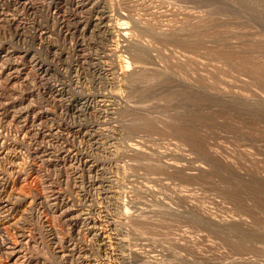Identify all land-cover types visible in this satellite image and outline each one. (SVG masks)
Returning <instances> with one entry per match:
<instances>
[{
  "label": "rangeland",
  "instance_id": "rangeland-1",
  "mask_svg": "<svg viewBox=\"0 0 264 264\" xmlns=\"http://www.w3.org/2000/svg\"><path fill=\"white\" fill-rule=\"evenodd\" d=\"M97 2L105 8L103 11L107 9L105 15L111 14L108 17L113 24L121 22L110 27L115 34L106 36L107 43L99 36L102 33L97 32L95 17L100 14H84L83 19L92 18L95 22L85 26L83 43L92 39L89 44L86 42V52L99 51L105 44L120 45L122 58L130 63L114 62L120 74L114 79L97 78L90 70L82 74L67 71V80L72 82L70 94L89 98L81 111L59 108L58 101L40 98L43 93L38 89L33 96L24 95L23 102L30 101L35 128L19 135L11 123V115L3 119L0 125L3 141L16 142L23 137L21 140L32 151L47 146L55 154L50 160L44 156L43 162L40 158L33 162L23 156L27 162L22 165L24 159L20 160L21 177H9L6 194L10 198L15 196L12 200H17L20 207L9 221L15 222L14 226L8 225L7 232L14 239L24 234L27 241L23 248L30 264H74L81 260L79 254L94 264H264V76L256 78L249 69L256 63L264 69V0ZM141 26L145 28L143 31ZM156 33L159 37L166 36L159 38ZM3 34L0 41L9 38L8 33ZM110 36L116 41L121 39L114 40L115 43ZM135 40L142 49H138ZM126 50L133 51L135 60ZM138 50L146 55L140 51L143 57L136 58L134 52ZM109 57V61L117 60L114 55ZM141 62L151 68L153 75L145 77L148 83L144 77L145 83L140 79H133V83L126 74L137 64L141 66ZM32 75L28 76L34 79ZM3 77L0 101L16 96L14 91L19 89L23 93L25 86H29L26 79L22 81L24 74L22 78ZM32 104L43 106L40 109ZM44 108L46 112L37 117V111ZM52 119L62 125L59 131L49 129ZM55 137L59 139L55 141ZM131 147H137V151ZM4 161L0 160L4 167L1 170L8 171ZM37 197H48L49 202L46 200L42 205ZM64 201L73 206L69 208L79 217L74 228L69 216L62 214L66 207L60 205ZM90 220H95L96 231L89 228ZM85 263L88 264L83 259ZM0 264L18 262L0 255Z\"/></svg>",
  "mask_w": 264,
  "mask_h": 264
},
{
  "label": "bare ground",
  "instance_id": "bare-ground-1",
  "mask_svg": "<svg viewBox=\"0 0 264 264\" xmlns=\"http://www.w3.org/2000/svg\"><path fill=\"white\" fill-rule=\"evenodd\" d=\"M37 2V3H36ZM99 2H103V1H99ZM107 2V1H105ZM103 2V3H105ZM105 5V4H104ZM108 5V4H106ZM107 8L109 6H106ZM101 8V10L99 9ZM102 8H104L101 4L98 5V2L96 3V0H41V1H36V0H0V34H3V33H8L9 35V38L7 40H2L0 41V83H1V77L2 75L5 76V78H18V77H21L22 74H24V79H26L27 83L29 86H25V90L24 92L22 93L20 90L18 91H14V92H17L16 96H13V95H10L8 97H5L4 98V101H0L2 103H0V125L2 124L3 122V119H5L6 116L8 115H11V119H12V122L11 120H8L7 122H9L8 124H10V122L13 124L14 128L18 131V134L19 132L22 133V134H26V132L32 130V128H35V124L34 121L36 120L35 119V114H34V111L33 109L31 108V104H30V98H29V104H23L24 100L26 99V96L24 95H28V94H31L33 96L34 94V91L35 90H38L39 89V92L43 93L41 95L40 98H42V96L46 97V98H51L54 99L55 101H58L59 102V108L62 107L64 110L66 109H75L76 111H81L84 103L87 101V98L86 99V96L85 97H74L73 95H71V91H73L72 89L70 90L69 88V81L67 80V77L68 75H65V73L67 71H69L68 73H70V71H75V72H79L80 74L82 73H85V70H90L92 73L91 74H94L95 77L97 78H109V79H114L116 77H118V72L116 71V67H115V63H127V65L130 63V61H128L127 59H124L125 55L123 56L124 58H122V51L123 49L120 48V45L119 46H115V47H110L112 46L110 44V46H108L109 44H105L106 47L104 46V42H100V44L102 43L104 47H102L101 49L99 48V51L95 49H92L94 50L93 53H88L86 52L85 50V45H87V43L89 44V41L92 39H90L87 43H83L84 42V34H85V26L87 27V25L89 26L90 24L93 23V21H91L90 19L92 18H88L89 20H86L85 18L83 19L82 17H85L84 14H100V16L98 17H95V19H97V24H98V30L97 32H101L102 34L99 33V36L102 37V39H104L105 41H107L108 43V37L106 38V36L108 35H112V34H115V33H112L110 32L111 30V26H114L115 24L117 25V23L121 22H117L115 24L112 23V19L110 20V18L108 17L109 15L111 16V14L109 15H105V13L107 12V9L106 10H102ZM105 9V8H104ZM110 11V10H109ZM108 11V12H109ZM114 12V11H112ZM110 13V12H109ZM119 13V12H118ZM123 13V12H122ZM112 15H114L112 13ZM117 15V14H116ZM120 15V13L118 14ZM117 15V16H118ZM92 16V15H91ZM97 16V15H96ZM122 16V15H121ZM120 16V17H121ZM88 17V16H87ZM90 17V16H89ZM119 17V16H118ZM113 18V17H112ZM116 18V16H115ZM114 18V19H115ZM124 18V17H122ZM94 17H93V20H95ZM113 19V21H114ZM117 19V18H116ZM115 19V20H116ZM120 19V18H119ZM124 20V19H123ZM111 21V23H110ZM117 21V20H116ZM115 21V22H116ZM123 22V21H122ZM84 24V25H83ZM95 24V22L93 23ZM96 24V25H97ZM110 24H113V25H110ZM135 24V23H134ZM83 25V27H82ZM95 25V26H96ZM100 25V26H99ZM115 25V26H116ZM145 25V24H144ZM143 25V26H144ZM147 25V24H146ZM93 26V25H92ZM120 26V24L118 25V27ZM122 26V25H121ZM125 26V25H124ZM123 26V27H124ZM127 26H128V23H127ZM91 27V26H90ZM117 27V26H116ZM126 27V26H125ZM142 27V26H141ZM140 27V28H141ZM149 27V26H148ZM96 28V27H95ZM96 28V29H97ZM115 28V27H114ZM120 28V27H119ZM129 28V27H128ZM94 29V28H93ZM122 29V28H120ZM145 29V28H144ZM143 27H142V31L144 30ZM147 29H150L151 28H147ZM146 29V30H147ZM172 29V28H171ZM92 30V29H91ZM90 30V31H91ZM118 30V29H117ZM123 30V29H122ZM125 30V29H124ZM173 30V29H172ZM93 31V30H92ZM91 31V33H92ZM113 31V30H112ZM116 29L113 31L115 32ZM119 31V30H118ZM117 31V33H118ZM152 31V30H151ZM155 31V30H154ZM158 31V30H157ZM96 32V33H97ZM126 32H129V31H126ZM156 32V31H155ZM160 32V31H159ZM177 32V31H176ZM95 33V32H94ZM121 32H119L120 34ZM124 33V32H122ZM150 33V32H149ZM158 33V32H157ZM156 33V34H157ZM172 33V32H171ZM88 34V33H87ZM125 34H128V33H125ZM131 34V33H130ZM154 34V32H153ZM155 34V35H156ZM164 34V32L162 33ZM161 33H159V35H162ZM173 34V33H172ZM4 36H6L5 34H3ZM90 35V34H89ZM166 35H167V31H166ZM165 35V36H166ZM2 36V35H1ZM4 36H2L4 38ZM95 36V35H93ZM92 36V37H93ZM114 36V35H112ZM119 36V35H117ZM126 36V35H125ZM124 36V37H125ZM158 36V34L156 35ZM155 36V37H156ZM164 36V35H162ZM161 36V37H162ZM164 36V37H165ZM111 37V36H110ZM122 37V36H121ZM131 37V36H130ZM159 37V36H158ZM159 37V38H161ZM163 37V38H164ZM86 38H88V35L86 36ZM94 39H97L95 37H93ZM116 38V37H114ZM168 38H169V35H168ZM176 38V37H175ZM179 38V37H178ZM181 38V36H180ZM110 39L113 40V38L111 37ZM121 39V38H118V40ZM123 39V38H122ZM128 39V38H127ZM127 39H124V40H127ZM170 39V38H169ZM177 39V38H176ZM175 39V40H176ZM1 40V39H0ZM55 40H57L58 42H56ZM88 40V39H87ZM100 39H98L99 41ZM110 40V41H112ZM116 41V39H114ZM113 40V41H114ZM118 40L116 42H118ZM168 40V39H167ZM173 40V39H172ZM114 41V42H115ZM123 41V40H122ZM130 44H132L131 42V39L129 40ZM136 41V40H135ZM182 41V40H181ZM94 42V41H93ZM96 42V41H95ZM115 42V43H116ZM121 42V41H119ZM123 42H126V41H123ZM180 42V41H179ZM190 42V40H189ZM98 43V42H97ZM96 43V44H97ZM122 43V42H121ZM134 43V42H133ZM136 43H138L136 41ZM182 43V42H181ZM193 43V42H192ZM92 44V43H91ZM127 44V42H126ZM126 44H124L126 47L130 48V46H127ZM139 44V43H138ZM185 44V42H184ZM123 45V44H122ZM121 45V47H123ZM145 45V44H144ZM195 45V44H193ZM198 45V44H197ZM247 45V44H246ZM245 45V46H246ZM254 44H252L253 46ZM256 45V44H255ZM101 47V45H99ZM140 47V44L138 45ZM185 46V45H184ZM191 46V45H190ZM189 46V47H190ZM243 46V48L245 47ZM250 46V45H249ZM248 46V47H249ZM87 47H90V46H87ZM93 46H91L92 48ZM135 46H133L134 48ZM142 47V46H141ZM138 48V49H142V48ZM144 47V46H143ZM147 47V46H145ZM144 47V48H145ZM150 47V46H148ZM251 47V46H250ZM249 47V48H250ZM124 48V47H123ZM126 48V49H128ZM132 48V50H133ZM192 48V47H190ZM194 48V46H193ZM87 49V48H86ZM148 49V48H146ZM246 49V48H245ZM125 50V49H124ZM135 50V48H134ZM133 50V51H134ZM231 50V49H230ZM86 53H85V52ZM127 52H129L128 50H126ZM131 51V50H130ZM133 51L132 52H129V53H132V56L130 54L131 57H133ZM144 52L145 51H142V50H138L135 53L134 56H137L140 57L142 56V53L141 52ZM225 51V50H224ZM232 51V50H231ZM248 51V50H246ZM90 52V51H89ZM125 52V51H124ZM126 52V54H127ZM228 52V51H227ZM225 52V53H227ZM224 53V52H223ZM224 53V54H225ZM124 54V53H123ZM232 54V53H231ZM234 54H236L234 52ZM113 57V55L116 57V61H113L112 62V59L109 61L108 58H110L109 56ZM146 55V54H144ZM229 57H232L230 55V52L228 53ZM227 54L225 55L226 57L228 56ZM246 55V54H245ZM244 55V57H245ZM129 56V54H128ZM129 56V58L131 59V57ZM148 56V55H147ZM224 56V55H223ZM224 56V57H225ZM143 57V56H142ZM146 57V56H145ZM223 57V58H224ZM225 57V58H226ZM228 57V58H229ZM235 57V56H234ZM128 58V57H127ZM134 58V57H133ZM249 58V57H248ZM247 58V59H248ZM139 59V58H138ZM142 59V58H141ZM144 59V58H143ZM146 59V58H145ZM148 59V58H147ZM189 59V58H188ZM240 59V58H239ZM244 59V58H243ZM246 59V58H245ZM246 59V60H247ZM114 60V59H113ZM135 60V58H134ZM133 60V61H134ZM137 60V59H136ZM229 60V59H228ZM233 60V59H232ZM250 60V59H248ZM139 62V60H137ZM136 61V62H137ZM146 61V60H145ZM243 61V60H242ZM241 61V62H242ZM245 61V60H244ZM243 61V62H244ZM135 62V61H134ZM142 62H144L142 60ZM141 62V63H142ZM242 62V63H243ZM246 62V61H245ZM244 62V63H245ZM132 63V62H131ZM140 63V62H139ZM182 63V62H181ZM248 63V61L246 62V64ZM249 65L251 63H248ZM252 64H254L252 62ZM258 63L254 64V65H251V68L250 69V72L251 74L256 77V78H260L261 76H264V69H262L259 65H257ZM142 65H145V63L136 65L135 68L129 72V74L127 73L126 75L127 76H131L130 79H140L142 80L141 83H145L143 82L144 80L142 79L144 77V79L147 80V78L151 77L153 74L151 73L150 74V70L151 68L150 67H146L145 66H142ZM176 65V64H175ZM178 65V64H177ZM245 65V64H244ZM119 66V65H118ZM181 66V65H180ZM122 67V66H121ZM123 67L125 68L126 66L123 65ZM121 68V69H124V68ZM128 67V66H127ZM126 67V68H127ZM131 68V67H129ZM244 68V67H243ZM264 68V67H263ZM27 69V70H25ZM120 69V70H121ZM175 69V68H174ZM248 69V71H249ZM118 70V71H120ZM127 70V69H125ZM128 71V70H127ZM87 72V71H86ZM124 72V71H123ZM122 72V73H123ZM29 73H33L32 76H34V79L30 78ZM88 73V72H87ZM126 73V71L124 72ZM161 73V72H160ZM168 73V72H167ZM150 74V75H149ZM162 74V73H161ZM176 74V72H175ZM76 75V74H75ZM74 75V76H75ZM78 75V74H77ZM84 75V74H83ZM149 75V76H148ZM168 75V74H167ZM71 76V75H69ZM147 76V78H145ZM81 77V75H80ZM4 78V77H3ZM4 78V79H5ZM6 78V80H7ZM22 78V77H21ZM66 78V79H65ZM124 79V77H121V79ZM128 78V77H127ZM264 78V77H263ZM8 79V80H9ZM69 80L70 77L68 78ZM118 79V78H117ZM120 79V80H121ZM122 79V80H123ZM129 79V80H130ZM154 79V78H153ZM262 79V78H261ZM5 80V81H6ZM16 80V79H15ZM73 80V79H72ZM77 80V79H76ZM79 80V79H78ZM97 80V79H96ZM138 80V81H140ZM256 80V79H255ZM66 81L68 82V84L66 83ZM98 81V80H97ZM103 81V80H102ZM106 80H104L103 82H105ZM114 80H112L113 82ZM116 81V80H115ZM114 81V82H115ZM119 81V80H118ZM150 81V80H149ZM153 81V80H151ZM9 82V81H8ZM121 82V81H120ZM132 82V81H130ZM129 82V84H130ZM263 82V80H262ZM12 83V82H11ZM22 83V82H21ZM72 83V82H71ZM107 83V82H106ZM110 83V82H109ZM108 83V84H109ZM117 83V82H116ZM133 83H135V81L133 80ZM148 83V80L147 82ZM24 84V83H22ZM21 84V86H23ZM78 84V83H76ZM115 84V83H114ZM113 84V85H114ZM138 84V83H137ZM130 85H134V84H130ZM1 86V85H0ZM79 86V85H77ZM109 86H112V85H109ZM212 86V85H211ZM113 87V86H112ZM21 88V87H20ZM23 88V87H22ZM110 88V87H109ZM6 90V89H5ZM147 90V89H146ZM1 91V90H0ZM7 91V90H6ZM11 91V90H10ZM4 92V91H3ZM13 92V90L11 91V93ZM75 92V91H74ZM150 93V91H148ZM219 93V91H217ZM220 92H223V91H220ZM8 94V92H6ZM76 93V92H75ZM92 94V92H89ZM100 93V92H99ZM97 92V94H99ZM111 93V92H109ZM146 93V92H145ZM148 93V94H149ZM225 93V92H223ZM74 94V93H73ZM83 94V93H82ZM88 94V93H86ZM104 94V93H103ZM107 94V92L105 93ZM80 95V94H79ZM85 95V93H84ZM90 95V94H89ZM93 95V94H92ZM91 95V96H92ZM81 96V95H80ZM88 96V95H87ZM93 96H96V94L94 93ZM104 96V95H103ZM235 96V95H234ZM236 96H239V95H236ZM2 97V96H1ZM90 97V96H89ZM106 97V95H105ZM111 97V96H110ZM240 97V96H239ZM36 99V97H34ZM85 98V99H84ZM38 99V98H37ZM44 99V98H43ZM42 99V100H43ZM107 99V98H106ZM244 99V98H243ZM41 100V99H40ZM52 100V102L54 101ZM84 102H83V101ZM97 100V99H96ZM110 100V99H109ZM249 100V99H248ZM36 101V100H35ZM48 101V100H46ZM107 101V100H106ZM112 101V100H111ZM38 102V101H37ZM41 102V101H40ZM51 102V101H50ZM90 102V101H89ZM98 102V100H97ZM105 102V101H104ZM259 102V101H258ZM262 102V101H260ZM26 103V102H25ZM32 103V102H31ZM35 103V102H34ZM42 103V102H41ZM55 103V102H54ZM88 103V102H87ZM36 104V103H35ZM48 104V103H47ZM263 104V103H261ZM33 105V104H32ZM37 105V104H36ZM36 105H33L34 107ZM45 105V104H44ZM49 105V104H48ZM47 105V106H48ZM101 105V103L99 102V106ZM41 109V105H38ZM36 106V107H38ZM53 106H56L53 104ZM109 106V105H107ZM106 106V107H107ZM52 107V106H51ZM85 108V107H84ZM87 108V107H86ZM95 108V107H94ZM114 108V107H113ZM48 109V108H47ZM54 109L56 110L57 108L54 107ZM102 109V108H101ZM105 109V108H104ZM107 109V108H106ZM44 109L42 110H38L36 114H38L37 117L40 118V116L45 113L46 111H44ZM53 110V109H52ZM54 110V111H55ZM112 110V109H111ZM114 110V109H113ZM36 111V110H35ZM51 111V110H50ZM49 111V112H50ZM53 111V113H54ZM62 112V110H60ZM72 111V110H71ZM70 111V112H71ZM56 112V111H55ZM60 112V113H61ZM67 112V111H66ZM86 112V111H85ZM111 112V111H110ZM52 113V114H53ZM63 113V112H62ZM68 113V112H67ZM72 113V112H71ZM74 113V112H73ZM72 113V114H73ZM79 113V112H78ZM103 113V112H102ZM34 114V115H32ZM59 114V112H58ZM57 114V115H58ZM84 114V113H83ZM89 114V113H88ZM46 115V114H45ZM60 115V114H59ZM58 115V116H59ZM81 115V114H80ZM66 116V115H65ZM71 116V114H70ZM69 116V117H70ZM74 116V115H73ZM101 116V115H99ZM9 117V116H8ZM46 117V116H45ZM61 117V116H60ZM59 117V118H60ZM67 117V116H66ZM65 117V118H66ZM76 117V116H75ZM34 118V120L32 119ZM50 118V117H49ZM55 118V117H54ZM58 118V117H57ZM62 118V117H61ZM46 119V118H45ZM70 119V118H69ZM77 119V118H76ZM80 119V118H79ZM78 119V120H79ZM83 119V117H82ZM98 119V118H97ZM43 121V119H41ZM59 120V119H58ZM71 120V119H70ZM74 120V118H73ZM72 120V121H73ZM87 120V119H86ZM54 119H52L51 121V125L49 127L54 129L55 130H58L61 128L62 125H60L59 123H57V121H55ZM64 121V120H63ZM88 121V120H87ZM95 121V120H94ZM93 121V122H94ZM37 122V121H36ZM40 122V120H39ZM45 122V120H44ZM42 122V123H44ZM60 122V121H59ZM6 123V121L4 122ZM77 123V122H76ZM7 124V123H6ZM5 124V126L7 127V125ZM39 123H37L38 125ZM49 124V123H48ZM89 124V123H87ZM91 124V123H90ZM95 124V123H94ZM93 124V125H94ZM98 124V123H97ZM77 125V124H75ZM81 125V123H80ZM79 125V126H80ZM83 125V124H82ZM100 125V124H98ZM148 125V123H147ZM3 126V125H2ZM9 126V125H8ZM12 125H10L9 127L11 128ZM43 126V125H42ZM45 126V125H44ZM74 126V124H73ZM1 127V126H0ZM8 127V129H10ZM40 126H38L39 128ZM66 127V126H64ZM63 127V128H64ZM76 127V126H75ZM4 128L3 127V131H4ZM13 128V127H12ZM80 128V127H79ZM40 129V128H39ZM48 129V128H47ZM45 129V130H47ZM66 129V128H65ZM95 129V128H94ZM2 130V129H1ZM44 130V129H43ZM72 130V129H71ZM8 131V130H7ZM26 131V132H25ZM37 131V129H36ZM68 131V130H66ZM86 131V130H85ZM88 131V130H87ZM15 132V131H13ZM27 132V133H28ZM49 132V131H48ZM70 132V131H69ZM68 132V133H69ZM2 133V132H1ZM4 134L2 135H5V132H3ZM9 133V132H8ZM17 134V132H15ZM41 133V132H39ZM65 133V132H64ZM67 133V132H66ZM34 134H36L34 132ZM44 134V133H43ZM47 134V133H46ZM50 134V133H49ZM55 134V132H54ZM60 134V132H59ZM76 134V133H75ZM78 134V133H77ZM20 135V134H19ZM18 135V136H19ZM28 135V134H27ZM38 135V134H37ZM36 135V136H37ZM53 136V134H50ZM62 135V134H61ZM60 135V136H61ZM17 136V135H16ZM23 136V135H21ZM31 136V134L29 135ZM34 136V135H33ZM63 136V135H62ZM71 136V135H70ZM82 136V135H81ZM3 137V136H2ZM2 137L0 136V160L2 159L3 161L5 160L7 162V170L4 169V170H1L2 167L1 165V168H0V255L1 256H4L5 258L9 259V260H12L13 263H17L18 264H30L29 261L27 262V257L26 256V250L23 248V244L24 246L26 245V241L24 239V234H18L16 239L12 238V236L7 232V226L12 223L15 224V222H9L11 220V218H14L13 217V214L16 213L20 207L19 205V202H16L17 200H12V198H10L7 194H6V186L8 185L9 183V177H21L20 176V172L22 169L21 166L23 164H25V159L24 157H26L27 159H32L33 162L34 160L37 161L38 158H40V161H44L45 158H43L44 156H46V160H50L49 157H54L55 154L54 152L51 150H49L48 148L46 147H40L39 150L38 148L35 147L36 151H32L31 149V146L28 144V143H24L21 139H16V140H19V141H16V142H8L6 143L5 141L6 140H2ZM6 137V136H5ZM13 137V136H12ZM20 137V136H19ZM39 137V136H38ZM54 137V136H53ZM59 137V136H58ZM58 137H55L57 141L59 138ZM76 137V136H75ZM89 137V136H88ZM11 139V137H9ZM8 138V139H9ZM25 138L26 135H25ZM35 138V136L33 137ZM44 139V137H42ZM41 138V139H42ZM58 138V139H57ZM61 138V137H60ZM70 138V137H68ZM90 138V137H89ZM4 139V137H3ZM6 139V138H5ZM30 139V137H29ZM42 139V140H43ZM51 139V137L49 138ZM65 139V138H63ZM76 139V138H75ZM13 140V139H12ZM28 140V139H27ZM37 140H40V139H37ZM54 140V138H53ZM67 140V139H66ZM8 141V140H7ZM14 141V140H13ZM25 141V140H24ZM30 141V140H29ZM33 141V140H32ZM35 141V140H34ZM46 141V140H45ZM52 141V140H51ZM60 141V140H59ZM90 141V140H89ZM63 142V140H62ZM67 142H69L67 140ZM70 142L71 139H70ZM31 143V142H30ZM52 143V142H51ZM74 143V141H73ZM34 144V143H33ZM45 144V143H44ZM47 144V143H46ZM62 144H65L62 143ZM71 144V143H70ZM36 145V144H35ZM39 145V143H38ZM37 145V146H38ZM50 145V144H49ZM57 145V143L55 144ZM54 145V146H55ZM59 145H61L59 143ZM75 145V144H74ZM41 146V145H39ZM53 146V145H52ZM64 146V145H63ZM69 146V145H68ZM57 147V146H56ZM55 147V148H56ZM60 147V146H58ZM74 148V147H73ZM58 149V148H56ZM63 149V148H62ZM67 149V148H66ZM61 150V149H60ZM65 150V149H63ZM70 150V149H69ZM73 150V149H72ZM131 150L132 151H137V147H131ZM56 151V150H55ZM59 151V149H58ZM57 151V152H58ZM68 151V150H67ZM61 152V151H60ZM59 152V153H60ZM39 153V155H38ZM58 153V154H59ZM66 153V151H65ZM78 153V152H77ZM25 154V155H24ZM73 155V154H72ZM24 156V157H23ZM57 156V155H56ZM69 156V155H68ZM82 156V155H81ZM80 156V157H81ZM84 156V155H83ZM63 157V155L61 156ZM79 157V158H80ZM85 157V156H84ZM48 158V159H47ZM64 158V157H63ZM77 158V157H75ZM74 158V160H75ZM78 158V160H79ZM89 158V157H88ZM24 159V163H22V165L20 164V160ZM56 159V158H55ZM66 158H64L65 160ZM68 160V159H67ZM73 160V161H74ZM4 161V162H5ZM35 161V162H36ZM53 161V159H52ZM85 161L86 163V160H83ZM88 161V160H87ZM90 161V160H89ZM88 161V162H89ZM5 162V163H6ZM23 162V161H22ZM27 162V161H26ZM31 162V161H30ZM41 162V163H42ZM47 162V161H46ZM65 162V161H64ZM80 162V161H79ZM92 162V161H91ZM2 163V162H1ZM40 163V164H41ZM49 163V162H48ZM52 163V162H51ZM78 163V162H77ZM84 163V162H83ZM27 164V163H26ZM30 164V163H29ZM36 164V163H35ZM54 164V163H53ZM80 164V163H79ZM78 164V165H79ZM21 165V166H20ZM39 165V164H38ZM47 165V164H46ZM92 165V163H91ZM90 165V166H91ZM94 165V164H93ZM97 165V164H96ZM18 166L19 167V170H18ZM26 166V165H25ZM28 166V165H27ZM30 166V165H29ZM35 166V165H34ZM61 166H64V165H61ZM95 166V165H94ZM32 167V166H31ZM30 167V168H31ZM42 167V165L40 166ZM39 166L37 168H40ZM45 167V166H44ZM93 167V166H92ZM27 168V167H26ZM29 168V169H30ZM34 168V167H32ZM55 169V167H53ZM59 168V167H58ZM28 169V168H27ZM36 169V168H35ZM41 169V168H40ZM39 169V170H40ZM42 169H45V168H42ZM52 169V168H51ZM66 169V168H65ZM86 169H89V168H86ZM56 170V169H55ZM62 170V168H61ZM5 171V172H4ZM20 171V172H19ZM42 171V170H41ZM58 172V171H57ZM49 173H50V169H49ZM60 173V172H59ZM11 175V176H10ZM48 175V173H47ZM59 175V174H57ZM51 176V174H50ZM49 176V177H50ZM53 177V176H52ZM51 177V178H52ZM60 177V176H59ZM61 178V177H60ZM45 179V178H44ZM46 180H49L46 179ZM51 180V179H50ZM61 180V179H60ZM57 181V180H56ZM45 182V181H44ZM50 182V181H49ZM48 182V183H49ZM60 182V181H59ZM47 183V185H48ZM51 183V182H50ZM49 185L51 186L52 184ZM53 183V181H52ZM55 183V182H54ZM57 184V182H56ZM56 184H53V185H56ZM56 187V186H55ZM45 188H47L45 186ZM51 191H54L52 188H50ZM48 188V190H50ZM47 190V189H46ZM59 190V189H58ZM57 190H55L56 192ZM62 191V190H61ZM60 192V191H58ZM49 193V192H48ZM62 193V192H61ZM53 194V193H52ZM57 194V193H56ZM47 195V193H46ZM58 195V194H57ZM57 195H53L54 196V199H57L58 196ZM43 196V195H42ZM49 196V195H48ZM44 197H45V194H44ZM44 197H37V202L38 203H43L48 199H45ZM50 197V196H49ZM19 198V197H18ZM61 198V197H59ZM15 199V198H14ZM17 199V197H16ZM66 199H69V198H66ZM65 199V200H66ZM50 200V199H49ZM60 200V199H59ZM18 201H20L18 199ZM36 201V200H34ZM48 201V200H47ZM56 201V200H55ZM54 201V202H55ZM49 202V201H48ZM53 202V203H54ZM35 203V202H34ZM58 203V202H57ZM61 203V202H60ZM52 204V203H51ZM56 205V203H54ZM53 204V205H54ZM63 205H60L61 206H64L66 207V209L64 208L62 214L65 215V216H69L68 220H70L71 224H73V228L74 226L77 224V213L76 214H73V209L71 210V206H69V202L68 201H64L62 203ZM38 205V204H37ZM49 205V204H47ZM59 205V204H58ZM57 205V206H58ZM71 205V203H70ZM73 205V203H72ZM36 207V206H35ZM38 207V206H37ZM42 207V206H41ZM48 207V206H47ZM46 207V208H47ZM50 207H52L50 205ZM55 207V206H54ZM71 207V208H69ZM45 208V206H44ZM43 208V209H44ZM51 209V208H50ZM62 210V209H61ZM77 210V209H76ZM59 213V212H58ZM61 213V212H60ZM79 213V212H78ZM17 214V213H16ZM82 214V213H81ZM60 215V214H58ZM62 215V216H63ZM59 217V216H58ZM81 217V216H80ZM60 218V217H59ZM79 218V217H78ZM83 218V217H82ZM61 219V218H60ZM66 219V218H65ZM92 219V218H91ZM64 220V219H63ZM67 221V219H66ZM95 221V220H94ZM90 220L88 223H90V229L93 231L95 230V222ZM98 223V222H96ZM13 224V226H14ZM17 225V224H16ZM70 225V224H69ZM97 225V224H96ZM71 226V225H70ZM17 227V226H16ZM23 227V226H22ZM81 227V226H79ZM86 227V226H85ZM9 228V227H8ZM13 228V227H12ZM88 228V227H87ZM98 228V227H97ZM11 229V228H10ZM23 229V228H22ZM72 229V228H71ZM78 228H76L77 230ZM101 229V227H100ZM98 229V231L100 230ZM12 230V229H11ZM25 230V229H24ZM87 230V229H86ZM90 230V231H91ZM73 231V229H72ZM79 231V230H77ZM89 231V232H90ZM96 231V230H95ZM28 233V232H27ZM92 233V232H91ZM94 233V232H93ZM101 233V232H100ZM96 234V233H95ZM92 235V234H91ZM106 237V236H105ZM25 240V241H24ZM121 241V240H119ZM106 242V241H105ZM108 244V243H107ZM105 244V245H107ZM74 247V246H73ZM73 247H70V250L73 249ZM63 248V247H60V249ZM105 248V247H104ZM59 249V250H60ZM67 250V249H66ZM61 251V250H60ZM78 251V250H76ZM62 252V251H61ZM65 252V251H64ZM68 252V251H67ZM66 252V253H67ZM122 254V253H121ZM64 256V254H61ZM69 255V254H68ZM66 255V257L68 256ZM79 256V258H81L80 261H76L74 262V264H83V259L86 260L88 262V264H94L91 262V260L87 259V257L84 255H77V257ZM124 257V256H123ZM83 258V259H82ZM12 263V262H11ZM86 264V263H85Z\"/></svg>",
  "mask_w": 264,
  "mask_h": 264
}]
</instances>
